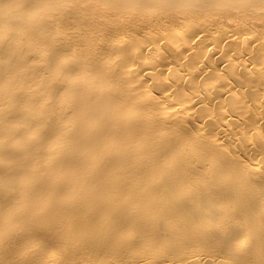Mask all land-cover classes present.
Returning <instances> with one entry per match:
<instances>
[{
    "label": "bare ground",
    "instance_id": "1",
    "mask_svg": "<svg viewBox=\"0 0 264 264\" xmlns=\"http://www.w3.org/2000/svg\"><path fill=\"white\" fill-rule=\"evenodd\" d=\"M0 264H264V0H0Z\"/></svg>",
    "mask_w": 264,
    "mask_h": 264
}]
</instances>
